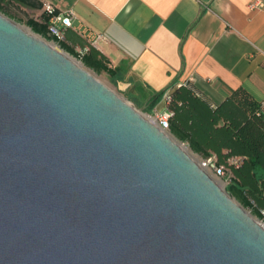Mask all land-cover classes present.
<instances>
[{
    "label": "water",
    "instance_id": "water-1",
    "mask_svg": "<svg viewBox=\"0 0 264 264\" xmlns=\"http://www.w3.org/2000/svg\"><path fill=\"white\" fill-rule=\"evenodd\" d=\"M0 264H264V226L140 109L0 13Z\"/></svg>",
    "mask_w": 264,
    "mask_h": 264
},
{
    "label": "crops",
    "instance_id": "crops-1",
    "mask_svg": "<svg viewBox=\"0 0 264 264\" xmlns=\"http://www.w3.org/2000/svg\"><path fill=\"white\" fill-rule=\"evenodd\" d=\"M41 1L59 12L70 10L76 28L81 23L101 34L104 38L87 43L76 28L66 29L61 42L75 53L87 45L96 48L120 69L130 96L144 104L184 83L213 107L238 88L264 101V0L254 10L249 3L255 0ZM161 103L163 98L153 110Z\"/></svg>",
    "mask_w": 264,
    "mask_h": 264
},
{
    "label": "trees",
    "instance_id": "trees-1",
    "mask_svg": "<svg viewBox=\"0 0 264 264\" xmlns=\"http://www.w3.org/2000/svg\"><path fill=\"white\" fill-rule=\"evenodd\" d=\"M38 10L37 0H0V12L8 6ZM48 17L30 18L26 25L35 35L54 41L71 56L80 58L82 64L94 73H104L108 78H120V69L108 65L103 54L87 45L84 55L67 50L62 42L48 35ZM85 47V48H86ZM165 93H158L147 101L146 111L151 112ZM168 103L172 113L169 118V133L184 143L194 154L203 158L214 156L219 165L229 169L228 193L249 210L254 217L262 219L264 209V119L258 114L260 103L238 88L222 105H209L187 83L175 88ZM236 158L237 165L228 159ZM264 222V221H263Z\"/></svg>",
    "mask_w": 264,
    "mask_h": 264
},
{
    "label": "built area",
    "instance_id": "built-area-1",
    "mask_svg": "<svg viewBox=\"0 0 264 264\" xmlns=\"http://www.w3.org/2000/svg\"><path fill=\"white\" fill-rule=\"evenodd\" d=\"M249 8L254 9H261L263 8V4L255 0L253 2L249 3ZM41 15H46L48 17V35L50 37L56 38L58 41H63L64 32L66 29H75V20L76 18L72 14L70 10H67L65 12H59L55 6L52 3L41 1ZM40 16L36 19H40ZM76 31L79 35L84 37L89 42H93L95 39H102L101 34L93 33L89 28H87L84 24H79L76 28ZM52 44L56 45L57 43L52 41ZM85 53L80 54L84 55ZM185 85V83L183 84ZM171 100L170 93H167L163 96V101L165 106L168 105V103ZM258 114L261 115L264 119V101L260 102L259 111ZM172 115V113L169 111L168 106L166 110L159 111L154 109L152 115H148L152 120L153 124H155L163 133L169 132V118ZM180 143V142H179ZM182 146L184 143H180ZM185 146V145H184ZM197 164L200 166V168L208 175L212 176L215 175L217 177H224L226 176V167L223 165H219L215 159L214 156L208 157V158H199L197 159ZM236 164V163H235ZM260 216L262 219H259L260 221H264V209L260 211ZM261 223V222H260ZM264 224V222H263Z\"/></svg>",
    "mask_w": 264,
    "mask_h": 264
},
{
    "label": "rangeland",
    "instance_id": "rangeland-1",
    "mask_svg": "<svg viewBox=\"0 0 264 264\" xmlns=\"http://www.w3.org/2000/svg\"><path fill=\"white\" fill-rule=\"evenodd\" d=\"M5 11L6 12H0V13L3 14L6 18L11 19L12 21H14L16 24L20 25L21 27H25L31 33H33L32 30L29 28L28 25H26L27 20L30 19V18H37L41 14V10H37L36 11V10H31L29 8H26V7L20 8V7L15 6V5L8 6V8H5ZM36 36H38V35H36ZM40 38L43 39L42 37H40ZM44 40L47 43L52 44L51 41H48L46 39H44ZM85 40L87 41V43H89L87 38ZM56 46L59 48V50L62 51V49L58 46V44H56ZM62 52H64V51H62ZM86 52H87V47L85 49L78 50L79 54L86 53ZM64 53H67V52H64ZM69 57H71L74 61L78 62L80 64V66L84 67L90 74H92L94 77H96L98 80H100L105 86H107L113 92L117 93L120 97H122L124 100L129 102L130 105H132L133 107H135L137 109H140L143 114L150 115V116L152 115V112L150 113V112L146 111V108H145L146 106L144 104V100L140 96L139 97L136 96V98H133V97L130 96V94L128 92L129 91L133 92V90H129V88L126 87L125 84L118 83L119 81L117 79H114V78L113 79L112 78L109 79L108 76L106 74H104V73H100V74H98L96 72L94 73L92 70L88 69L86 66H84L82 64V60H80V58L73 57L70 54H69ZM166 107L167 106H165L164 103H161L159 105V109L158 110H163ZM184 145L187 147L186 144H184ZM192 154L196 157V159L201 158V156L198 155V154L197 155L194 154V153H192ZM232 163H234V162H232ZM235 163L237 164L238 162H235ZM211 177H213L215 180L220 181L222 183V189H224L226 192H228L227 188L229 186L230 177H231V175H229L228 171H226V176H224V177H217L215 175H212ZM246 211L252 217H254L249 210L246 209ZM254 218L258 219L257 217H254ZM258 221L261 222V224L264 226L262 221H260L259 219H258Z\"/></svg>",
    "mask_w": 264,
    "mask_h": 264
},
{
    "label": "bare ground",
    "instance_id": "bare-ground-1",
    "mask_svg": "<svg viewBox=\"0 0 264 264\" xmlns=\"http://www.w3.org/2000/svg\"><path fill=\"white\" fill-rule=\"evenodd\" d=\"M25 28V27H24ZM26 29V28H25ZM51 46H53L54 47V49H56L57 51H59V52H62L61 50H59V48L56 46V45H54V44H50ZM63 54H64V52H63ZM66 54V53H65ZM72 59V58H71ZM73 60V59H72ZM74 61V60H73ZM77 65H79L80 66V64L78 63V62H76V61H74ZM143 116L148 120V121H150V122H153V120L148 116V115H146V114H143ZM167 137H169L174 143H176L178 146H179V148H181L182 150H184L187 154H188V156L194 161V162H196L197 163V159H196V157L191 153V151L186 147V146H182L175 138H174V136L172 135V134H170L169 132L168 133H164ZM211 178H213V177H211ZM214 179V178H213ZM214 181L218 184V186L222 189V183L220 182V181H218V180H215L214 179Z\"/></svg>",
    "mask_w": 264,
    "mask_h": 264
}]
</instances>
